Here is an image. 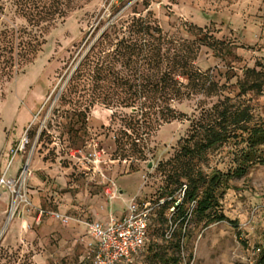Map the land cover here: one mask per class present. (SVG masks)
<instances>
[{
    "label": "rangeland",
    "instance_id": "374dc122",
    "mask_svg": "<svg viewBox=\"0 0 264 264\" xmlns=\"http://www.w3.org/2000/svg\"><path fill=\"white\" fill-rule=\"evenodd\" d=\"M65 19L45 34L36 58L2 83L0 102V264H91L85 223L122 213L133 197L151 199L171 186L186 163L175 160L204 107L230 97L264 122V88L243 94L245 71H264V0H64ZM0 11V32L25 20L9 3ZM150 16L177 45L198 46L196 66L218 94L193 95L173 105L185 115L143 135L147 159L122 156L118 140L133 116L94 101L91 83L69 85L81 59L102 40L115 47L133 17ZM186 23V24H184ZM202 30H198V28ZM217 41L219 50L200 45ZM186 83L185 78H181ZM248 132L192 162L193 172H233L248 147ZM244 174L217 191L219 206L185 223L184 247L153 222L151 247L136 264H158L157 255L179 264H256L264 248V145ZM184 180V179H183ZM120 197L110 199L114 190ZM16 208L11 215L13 205ZM112 212V213H110ZM110 213V214H109ZM224 213L228 220L218 221ZM109 214V215H108ZM115 216V215H114ZM169 216V215H168ZM120 217V216H116Z\"/></svg>",
    "mask_w": 264,
    "mask_h": 264
},
{
    "label": "trees",
    "instance_id": "16d2710c",
    "mask_svg": "<svg viewBox=\"0 0 264 264\" xmlns=\"http://www.w3.org/2000/svg\"><path fill=\"white\" fill-rule=\"evenodd\" d=\"M8 3L25 20V24L20 28L5 27L0 32V102L4 95V80H13L26 64L36 58L46 43V32L60 20L63 21L67 14L63 7L64 0H0V11H4ZM121 35L117 37L115 47L109 51L104 48L102 40L97 41L81 59L69 85L91 83L94 96L91 104L96 100L107 107L132 111L133 116L125 126L131 129V133L123 129L122 137L118 140L119 148L122 156L130 155L144 161L148 148L143 135L162 122L185 115L176 109L173 102L197 94L212 97L218 94V87L211 76L200 71L195 64L198 46H194V43L177 45L170 41L150 16L133 17L129 26L121 30ZM199 42L214 51L219 50L217 41L203 38ZM181 78L187 82H182ZM238 83L243 94L261 92L264 88V71L248 69ZM231 99L228 96L219 98L211 107L202 109L191 128L190 137L185 139L174 157L176 161L184 157L186 163L180 171L175 172L178 173L175 178L170 176L171 186L168 185L164 192L151 198L154 202L163 199L164 203L151 214L148 241L142 253L151 247L150 234L154 221L158 229L165 227V236L169 233L170 237L175 236L171 244L175 250H181L184 247L185 223L192 216L203 219L211 209L218 207L219 187H227L231 178L244 174L246 167L257 158V146L264 145V122L248 127L253 119L250 108L236 105ZM240 131L248 132L249 144L243 151L240 165L233 172L224 173L218 169L210 175L202 170L193 172L190 162L194 158L203 157L205 152L237 137ZM258 160L264 163V159ZM184 186L183 200L176 205ZM192 201L196 202V206L190 216L188 212ZM172 207H175L174 211H171ZM215 219L228 220V217L219 213ZM140 256L131 263L123 261L119 264H136ZM157 257L158 264H179V259L174 256ZM88 258L92 264L89 255ZM256 264H264V248L260 250Z\"/></svg>",
    "mask_w": 264,
    "mask_h": 264
},
{
    "label": "built area",
    "instance_id": "2783aa9c",
    "mask_svg": "<svg viewBox=\"0 0 264 264\" xmlns=\"http://www.w3.org/2000/svg\"><path fill=\"white\" fill-rule=\"evenodd\" d=\"M186 186L179 193L176 205H179L185 195ZM113 201L120 197V191L114 187L110 193ZM164 203L161 199L157 202L151 199L133 197L127 203L124 213L120 217L110 214L107 222L97 220L87 221V233L90 235L88 255L92 264H119L131 263L140 256L144 245L148 241V226L152 212L158 205ZM196 206L190 202L189 215ZM175 207L171 208L174 211ZM170 235H168L169 237Z\"/></svg>",
    "mask_w": 264,
    "mask_h": 264
},
{
    "label": "crops",
    "instance_id": "0c3cea01",
    "mask_svg": "<svg viewBox=\"0 0 264 264\" xmlns=\"http://www.w3.org/2000/svg\"><path fill=\"white\" fill-rule=\"evenodd\" d=\"M120 194H122V191H120ZM126 206H127V204H126ZM126 206H125V208H126ZM125 211V210H124ZM124 211L122 212V213H118L117 215L116 214H114L115 216H121L123 213H124ZM110 213H112V212H110ZM109 213V214H110ZM108 214V215H109ZM95 220H97V221H101V222H107L108 221V216L106 217V218H104V219H95ZM86 230H87V227H86Z\"/></svg>",
    "mask_w": 264,
    "mask_h": 264
},
{
    "label": "bare ground",
    "instance_id": "6f19581e",
    "mask_svg": "<svg viewBox=\"0 0 264 264\" xmlns=\"http://www.w3.org/2000/svg\"><path fill=\"white\" fill-rule=\"evenodd\" d=\"M15 208H16V203L13 205V208H12L13 210H11V215H10L9 219H11V216L13 215Z\"/></svg>",
    "mask_w": 264,
    "mask_h": 264
}]
</instances>
